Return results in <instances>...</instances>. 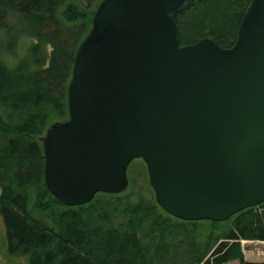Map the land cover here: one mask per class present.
<instances>
[{
    "label": "water",
    "instance_id": "95a60500",
    "mask_svg": "<svg viewBox=\"0 0 264 264\" xmlns=\"http://www.w3.org/2000/svg\"><path fill=\"white\" fill-rule=\"evenodd\" d=\"M185 0H101L79 45L68 118L41 137L44 182L62 204L128 187L141 158L156 203L184 221L221 222L264 202V0L236 42L181 46Z\"/></svg>",
    "mask_w": 264,
    "mask_h": 264
},
{
    "label": "trees",
    "instance_id": "16d2710c",
    "mask_svg": "<svg viewBox=\"0 0 264 264\" xmlns=\"http://www.w3.org/2000/svg\"><path fill=\"white\" fill-rule=\"evenodd\" d=\"M100 2L96 0L86 9L81 0H0V16L16 14L17 20L27 24L19 28L35 40L28 46L26 57L13 66L0 54V105L12 120L5 121L0 113V216L7 255L26 256L28 264H150L136 230L118 231L81 219L96 196L119 198L128 188L117 194L99 192L85 204L67 206L47 190L44 182L41 137L53 122L68 118L67 89L75 55L92 27ZM250 2L185 0L171 13L180 45L209 37L222 48L232 47ZM200 7L210 19L206 13L199 19H186L189 12ZM2 27L8 28L0 23V33L5 32ZM48 44L51 51L47 61ZM164 213L167 219H178ZM176 221L195 224L199 220ZM225 221H210L212 226L222 223L216 232H196L195 238L204 249L197 252L196 263L238 260L239 264H264V259L261 263L246 262L240 246L241 239L264 241V202Z\"/></svg>",
    "mask_w": 264,
    "mask_h": 264
},
{
    "label": "rangeland",
    "instance_id": "374dc122",
    "mask_svg": "<svg viewBox=\"0 0 264 264\" xmlns=\"http://www.w3.org/2000/svg\"><path fill=\"white\" fill-rule=\"evenodd\" d=\"M95 1L81 0L86 9H91ZM202 10L203 7L192 10L186 19L200 18L202 13H206V19H210L207 11ZM0 23H5L8 26V28L2 27L5 32L0 33V54L9 60V65L13 66L18 59L26 57L28 46L35 40L32 36L25 35L26 33L19 28L27 24L21 19L17 20L16 14L0 16ZM12 40L11 46L9 44ZM50 51L51 46L48 44L46 46L47 61ZM0 113L5 121L12 123V120L7 118V110L1 105ZM127 177L128 189L125 196L119 198L107 195L96 196L92 200V205L83 212L82 221L114 228L118 231L136 230L145 244L146 256L150 264H197V252L203 249V243L196 240V232H202V234L210 230L216 232L222 223L226 224L227 222L223 221L212 226L213 224L208 220H199L195 224H191L177 222L178 219L174 218H172L173 220L167 219L164 211L155 206L158 204L155 200L154 191L149 184L146 164L141 158H136L129 163ZM32 202L33 200L30 202V208L34 207ZM37 218L48 223L41 215H38ZM5 237V226L0 216V264H28L26 256L7 255ZM240 246L246 262L261 263L263 261V240L241 239ZM225 264H239V262L232 260Z\"/></svg>",
    "mask_w": 264,
    "mask_h": 264
}]
</instances>
